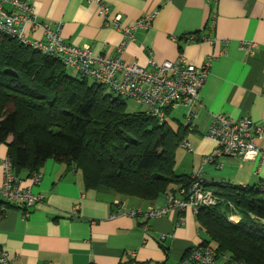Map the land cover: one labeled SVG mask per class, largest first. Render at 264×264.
<instances>
[{
	"label": "crops",
	"instance_id": "1",
	"mask_svg": "<svg viewBox=\"0 0 264 264\" xmlns=\"http://www.w3.org/2000/svg\"><path fill=\"white\" fill-rule=\"evenodd\" d=\"M25 1L33 5L38 20L53 28L61 26L68 43L89 44L96 54L117 53L123 34L116 27L105 26L97 2ZM105 1L111 18L121 16L122 27L154 14L149 27L133 29L134 40L122 54L126 63L150 68L152 56L162 62L182 54L189 63L200 66L216 55L201 90L203 104L185 138L191 150L180 144L176 172L191 177L198 174L212 190L223 183L264 187V0ZM24 31L28 38H44L41 27L26 24ZM190 35L199 39L188 40ZM244 41L257 42L253 53L243 47ZM178 110L185 117L182 105L171 108L170 114ZM215 113L252 118L261 125V153L252 160L223 156L206 161L215 148L207 134ZM7 157V144L1 143L0 186L4 178L1 163ZM40 171L43 180L33 190L42 199L35 207L26 213L9 206L2 213L0 206V253L6 251L11 264H182L192 246L209 238L191 208L156 218L111 216L116 200L126 207L147 208L162 204L165 193L149 202L86 189L79 170H69L53 158ZM180 186L176 184L168 192H176ZM162 235L167 236L162 239Z\"/></svg>",
	"mask_w": 264,
	"mask_h": 264
},
{
	"label": "trees",
	"instance_id": "2",
	"mask_svg": "<svg viewBox=\"0 0 264 264\" xmlns=\"http://www.w3.org/2000/svg\"><path fill=\"white\" fill-rule=\"evenodd\" d=\"M67 69L60 60L0 33V144H7L16 176L25 179L53 158L69 170H81L86 189L141 201L154 202L176 184L191 186L192 177L175 169L188 127L180 123L174 129L168 116L160 123L146 109L131 112L124 97ZM262 188L216 184L219 203L199 208L200 228L209 235L204 242L219 255L264 264V224L254 228L256 219H264ZM231 214L240 221H229Z\"/></svg>",
	"mask_w": 264,
	"mask_h": 264
},
{
	"label": "built area",
	"instance_id": "3",
	"mask_svg": "<svg viewBox=\"0 0 264 264\" xmlns=\"http://www.w3.org/2000/svg\"><path fill=\"white\" fill-rule=\"evenodd\" d=\"M95 1L99 12L105 18L106 27H116L123 39L115 55L96 54L92 46H82L68 43L61 26L53 28L49 23L38 20L34 7L25 0H0V33L19 40L22 44L40 50L42 53L60 60L68 68L110 88L122 97L133 98L137 103L145 106L146 111L156 117L160 123L165 122L167 110L177 105L186 109L185 126L190 127L192 120L197 116L203 104L201 90L207 81L216 55H210L200 66L189 63L184 55L175 60L159 62L150 57V68L141 66L137 62L126 63L122 54L128 43L134 40L133 29L138 26H150L154 14L140 19L135 25L122 27L120 15L110 17V7L105 0ZM30 24L34 29L41 27L44 31L43 39H31L25 35L24 25ZM214 25V22H213ZM196 35H190L188 40H196ZM256 41H244L243 47L250 53L255 51ZM208 136L215 142V148L206 156V161L214 162L217 158L231 156L246 160L255 159L261 148L258 140L262 136V127L252 118L234 119L224 113H215L212 117ZM181 145L191 150L187 139ZM4 171L3 182L0 186L1 212L9 206L25 210L35 207L42 199L36 194L33 187L41 184L42 171H36L29 177L22 179L13 172L9 157L2 163ZM223 164H219L221 167ZM264 191V188H262ZM220 201L219 196L207 187L199 175L192 176L190 187H180L176 192H167L163 195V203L147 208L126 207L121 200H116V211L112 217L126 214L135 217L156 218L168 214L173 210L181 212L191 208L195 213L201 207H213ZM230 220L238 223L240 217L230 215ZM254 227L261 230L264 219H256ZM167 235H162L165 239ZM0 264H11L6 251L0 253ZM51 264V263H46ZM131 264H139L134 261ZM182 264H247L236 260L228 254L219 255L209 243H201L190 248Z\"/></svg>",
	"mask_w": 264,
	"mask_h": 264
},
{
	"label": "rangeland",
	"instance_id": "4",
	"mask_svg": "<svg viewBox=\"0 0 264 264\" xmlns=\"http://www.w3.org/2000/svg\"><path fill=\"white\" fill-rule=\"evenodd\" d=\"M67 72L72 75V76H79V74L71 69V68H68L67 69ZM89 83H93V80L92 79H89ZM106 93H110V94H115V92H113L110 88H105L104 90ZM116 95V94H115ZM126 102V106H127V109L131 112H136V111H141V110H144L145 109V106L142 105V104H139L137 103L133 98H123ZM173 113H171L170 115H168V122L170 123V125L174 128V129H177L180 125V123H183L185 117L182 115V110H178V111H172ZM181 148V147H179ZM182 151V150H181ZM81 173L82 171L79 170ZM83 174V173H82ZM132 199H137V198H132ZM138 200V199H137ZM230 217V216H229ZM229 221H231L232 223H235L234 221L230 220L229 218Z\"/></svg>",
	"mask_w": 264,
	"mask_h": 264
},
{
	"label": "water",
	"instance_id": "5",
	"mask_svg": "<svg viewBox=\"0 0 264 264\" xmlns=\"http://www.w3.org/2000/svg\"><path fill=\"white\" fill-rule=\"evenodd\" d=\"M6 72H8L11 75L17 76V73L13 69H6Z\"/></svg>",
	"mask_w": 264,
	"mask_h": 264
}]
</instances>
